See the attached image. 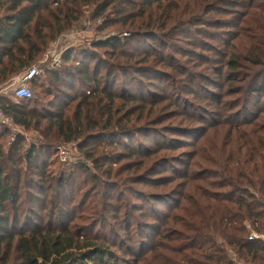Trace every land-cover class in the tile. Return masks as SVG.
Instances as JSON below:
<instances>
[{"label": "trees", "instance_id": "1", "mask_svg": "<svg viewBox=\"0 0 264 264\" xmlns=\"http://www.w3.org/2000/svg\"><path fill=\"white\" fill-rule=\"evenodd\" d=\"M88 12L100 21L97 35L112 27L131 34L100 38L93 49L105 50L112 64L135 57L127 48L136 45L151 66L130 69L166 84L150 99L120 95L98 77L100 66L96 77L81 63L75 70L88 74L84 92L64 84L63 69L45 68L30 88L43 90L42 77L68 87L61 94L47 90L54 100L47 107L33 95L0 98L16 126L39 132L45 142L27 151L25 171L0 145V264H137L127 258L136 253L131 244L95 232L111 219L126 237L156 234V242L139 248L148 247L152 262L233 264V253L264 264V0H0V88L38 64ZM62 61L76 63L70 52ZM8 133L0 126V143ZM74 143L96 171L111 173L116 163L130 161L122 167L137 169L131 184L118 195V186L99 183L109 191L108 212H96L86 230L95 234L86 239L84 231L50 222L47 229L34 224L26 231V223L20 229L21 178L37 179L24 183L25 197L36 202L48 180L43 153ZM67 181L58 178L59 189ZM47 199L52 204L58 196ZM57 212L51 217L59 219ZM252 232L260 238L251 241Z\"/></svg>", "mask_w": 264, "mask_h": 264}, {"label": "rangeland", "instance_id": "2", "mask_svg": "<svg viewBox=\"0 0 264 264\" xmlns=\"http://www.w3.org/2000/svg\"><path fill=\"white\" fill-rule=\"evenodd\" d=\"M90 13L91 12H88L85 15L79 25H75L64 35H62L56 42L50 44L48 50L42 55L39 63L35 64L31 68H38L41 70L45 68H61L65 71L62 76L64 84H71L74 90L84 92V87H82L81 83L87 82L89 77L87 73L84 75H78L77 70H75L76 67H79L82 63V65L85 68L87 67L93 76L97 77V69L100 66L101 70L98 77L102 79L103 82H105L106 88L108 90L120 95L133 94L150 99L153 96L154 90L160 87L163 88V86H165V81L147 78L135 73L130 68H149L151 66V60L147 56L137 53L135 51L136 45H132L127 48V51L129 53L137 54L135 57H121L117 61L113 60L114 62L110 64V56L106 55L105 50L93 49L92 46L95 41L107 36H121V38L124 39L125 37H129L131 34L121 33V29L118 30L119 27H112L103 30L100 36L97 35L98 33L96 29L100 24V21L99 23L91 21ZM140 46L146 47L145 43ZM146 48L148 49V47ZM69 52L73 54V59L76 61V63L72 62L66 64L62 61V57ZM22 77L23 76H21V78ZM44 78L45 77L41 78V83H43L45 86L43 90L32 87L31 90L33 97L38 98L39 102L47 107L51 102L54 101L53 97L50 95L51 93L47 90H53L55 93L61 94L60 92L67 91L68 87L62 85H58V87H56L54 85L53 78H48V80ZM72 78L74 79L72 80ZM53 87L57 88L58 91ZM16 88L17 83L15 82L6 87L7 96L14 95ZM242 120L244 121L245 118ZM175 121H172L168 124H173ZM8 130V136L2 141V143H0V145L3 146L4 153L7 157L13 156L15 159L20 160L18 168H23L25 171L23 157L32 146L43 145L45 143L44 139L41 138L39 132H35L34 130L26 131L25 129L16 125L8 128ZM134 139L145 141V138L142 135H136ZM46 151L48 152L43 153L40 161L41 165L44 163L47 165L46 175L48 180L46 183L47 186L44 188V192L39 194V200H35L36 202L34 203L31 202L29 198L25 197V195L28 193L27 190L24 189V183L28 181L35 184L37 183V179L30 180V176L27 178H21V194L23 195V203L22 205L19 203L21 205L19 214L22 215L21 213H23V219L22 222H20V229H23L25 223L26 231L31 230L34 227V224L39 228L47 229L50 227V224L54 223L59 224L60 226L62 225L63 227L68 226L75 228V230L79 233L84 231V233H81L84 239L94 235L95 232H97L98 234H104L108 240H110V242L112 241L118 243L119 240L122 239L124 243H129V246L131 244L133 251L137 253H130L127 255V258H129L131 262L134 261L137 264H159V260L152 262L151 253L147 252L148 247L143 250H139L140 245H150V239L155 237V242L158 240V237H156L155 233L150 234V232H146L145 234H147L146 236H149V239H146L143 235L139 236L140 233L138 234V237H135L136 234H134L133 237L131 235L126 237L127 232L121 231V226H117V221L113 219L110 220L109 227L106 225H99L95 232L86 231L89 229V225L92 224L91 222L94 220L96 212H104L105 214L108 212L106 209V198L107 194H109V191L106 189V187H104V185L99 183L104 181L103 183H109L114 186H118L119 189H116V193L118 195H123L126 187L131 184L129 183V177L137 171V169H125L122 167V164L130 161L116 163L117 165H114L113 171L110 173L106 171V167L103 171H96L91 163L86 162V159L82 157V154L79 150V145L77 143L58 145ZM10 164H8V166H10L11 170H14L13 167L11 168ZM61 176H64V178L68 179L67 184L63 189H59V184L57 182V179ZM16 179L17 178L13 176L14 183L16 182ZM48 185L53 186V190L55 191L51 192ZM121 185L125 187H121ZM149 190H151L150 192H159L160 194V192H163L164 189L150 188ZM34 192L37 193L36 191ZM53 196H58V199H53L52 201V204H56L58 206L56 209H54V206H52L49 199L45 201V198H53ZM150 196L153 198L155 195ZM33 197L35 198L34 195ZM127 198L128 196L125 197L124 195L123 202L127 201ZM136 201H138V199ZM153 204H155L160 210L165 211V209L157 202H154ZM116 208L118 209V206ZM110 210L114 215L117 213V211L112 208H110ZM50 211H55V214L56 211H61L62 215L58 216L59 219H57V217L52 218ZM138 215L139 214H137V216ZM31 217L33 218L31 219ZM48 222H50V224ZM114 232H116L118 236L114 234ZM132 232H136V230H133ZM250 235L259 236L254 232H252ZM114 236L115 238H113ZM82 237L81 240L83 239ZM139 237L143 238L140 239L142 240L141 242L138 240ZM261 238L264 239V237ZM130 239L135 241L138 240V243L135 244L129 242ZM114 251L117 252L118 250ZM143 254L144 257L139 259ZM121 255H123V253H119V256ZM230 260L233 262V264L252 263L246 261L244 262L243 260L238 259L233 253L230 254Z\"/></svg>", "mask_w": 264, "mask_h": 264}, {"label": "built area", "instance_id": "3", "mask_svg": "<svg viewBox=\"0 0 264 264\" xmlns=\"http://www.w3.org/2000/svg\"><path fill=\"white\" fill-rule=\"evenodd\" d=\"M40 75V70L38 68H32L28 70L22 78H20L17 83V88L14 92V97L16 99H31L32 90L30 88V83ZM14 121L7 117L6 114L0 109V126L11 128L13 127ZM260 238L259 236L251 235L249 238L251 241ZM240 264H253V263H240Z\"/></svg>", "mask_w": 264, "mask_h": 264}, {"label": "crops", "instance_id": "4", "mask_svg": "<svg viewBox=\"0 0 264 264\" xmlns=\"http://www.w3.org/2000/svg\"><path fill=\"white\" fill-rule=\"evenodd\" d=\"M20 78H21V76L14 78L13 81H12V83H14V82L16 83ZM12 83H11V84H12ZM9 85H10V84H9ZM9 85L0 88V98H1V97H12V98H14V95H12V96H7V92H6L7 90H6V87H8Z\"/></svg>", "mask_w": 264, "mask_h": 264}]
</instances>
